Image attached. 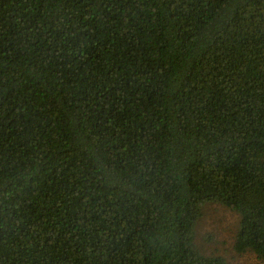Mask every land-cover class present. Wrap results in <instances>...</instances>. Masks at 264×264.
<instances>
[{
	"label": "trees",
	"instance_id": "1",
	"mask_svg": "<svg viewBox=\"0 0 264 264\" xmlns=\"http://www.w3.org/2000/svg\"><path fill=\"white\" fill-rule=\"evenodd\" d=\"M264 261V0H0V264Z\"/></svg>",
	"mask_w": 264,
	"mask_h": 264
},
{
	"label": "rangeland",
	"instance_id": "2",
	"mask_svg": "<svg viewBox=\"0 0 264 264\" xmlns=\"http://www.w3.org/2000/svg\"><path fill=\"white\" fill-rule=\"evenodd\" d=\"M239 227V216L218 204H207L202 208V217L196 224L195 241L204 257H220L229 264H264L247 252L237 254L233 250Z\"/></svg>",
	"mask_w": 264,
	"mask_h": 264
}]
</instances>
